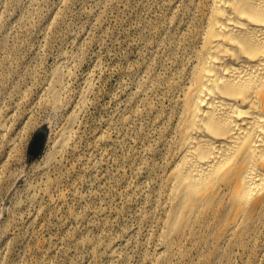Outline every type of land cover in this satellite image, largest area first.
I'll return each instance as SVG.
<instances>
[{
	"label": "rangeland",
	"instance_id": "374dc122",
	"mask_svg": "<svg viewBox=\"0 0 264 264\" xmlns=\"http://www.w3.org/2000/svg\"><path fill=\"white\" fill-rule=\"evenodd\" d=\"M206 2L0 0V264L165 253L163 179ZM217 227L198 225L163 264H264V219L245 246Z\"/></svg>",
	"mask_w": 264,
	"mask_h": 264
},
{
	"label": "bare ground",
	"instance_id": "6f19581e",
	"mask_svg": "<svg viewBox=\"0 0 264 264\" xmlns=\"http://www.w3.org/2000/svg\"><path fill=\"white\" fill-rule=\"evenodd\" d=\"M191 46L163 179L165 253L154 264L182 254L183 240L205 221L245 246L264 219V0H207ZM48 93L60 100L59 89ZM74 116L54 155L72 141Z\"/></svg>",
	"mask_w": 264,
	"mask_h": 264
}]
</instances>
